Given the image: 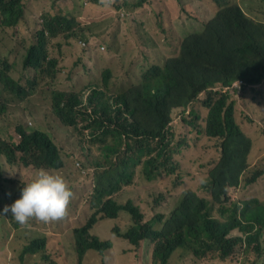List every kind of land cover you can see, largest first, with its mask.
Returning a JSON list of instances; mask_svg holds the SVG:
<instances>
[{"label": "trees", "instance_id": "1", "mask_svg": "<svg viewBox=\"0 0 264 264\" xmlns=\"http://www.w3.org/2000/svg\"><path fill=\"white\" fill-rule=\"evenodd\" d=\"M136 1L128 6L130 11L121 8V18L140 14L151 3L156 5L155 0ZM173 1L179 14L171 16L172 24L183 15L200 22L199 15L203 13L198 15L193 7L198 0ZM82 2L85 9L99 7L97 0L93 8L85 0ZM211 4L210 18L201 20L202 31L182 37L173 26L172 42L168 44L155 41L152 32L159 36L165 32L164 15L169 7L155 10V26L133 19L142 28L136 31L139 39L135 43L150 53H163L160 60L164 62L149 66L138 84L119 93L107 91L111 79L108 69L103 72V88L90 85L82 93L55 88L58 60L50 58L48 46L50 40L58 37H80V23L71 14L43 16L17 73L9 56L11 51L7 52L10 49L4 45L8 43L0 39V99H4L0 115L9 110L7 94L22 103L41 87L50 91L44 115L31 114L35 127L18 120L9 139H0V157L8 165L27 171L28 184L40 170L54 174L65 167L55 138L57 128L72 129L98 150L97 157L90 155L84 142L79 141L84 160L92 169L93 192L86 223L71 231L76 264H83L90 251L104 255L112 247L110 240H101L91 230L99 221L117 220L121 212L130 217L132 224L124 232L114 227L112 233L132 245L130 251L134 250V255L136 248L148 241L149 264H168L179 249L195 259L221 264H241L246 250L254 256L252 264L262 257L264 202L257 198L239 199L238 193L254 185L264 168H249L253 139L238 122L237 106L241 98L254 92L264 101V24L248 16L233 0H211ZM24 15L23 0H0V28H17ZM149 31L152 41L142 35ZM14 40L19 44V40ZM173 45L176 48L167 55L163 50ZM12 48L16 49V45ZM194 104L205 110L203 117ZM177 116L182 117L184 124L191 123L209 143L208 149H200L193 160L204 166L211 163L198 186L185 185V171L175 158L180 148L187 146L185 139L174 144L170 125ZM198 117L201 128L191 122ZM249 122L252 123L250 118ZM137 172L148 181L165 176L174 187L187 189L170 213L155 214L152 220H146L145 213L132 200H117L118 193L134 185ZM0 197H4L1 192ZM159 201L160 196L156 205ZM48 244V234H32V239L17 249L18 257L14 251L19 264H26L27 255L37 253L43 262L58 264L47 253Z\"/></svg>", "mask_w": 264, "mask_h": 264}, {"label": "rangeland", "instance_id": "2", "mask_svg": "<svg viewBox=\"0 0 264 264\" xmlns=\"http://www.w3.org/2000/svg\"><path fill=\"white\" fill-rule=\"evenodd\" d=\"M103 1L104 3L100 4L97 0L95 4L99 7L85 9L82 0H39L33 5H31V0H23L25 15L20 25L15 29L0 28V39H5L8 43L4 45L7 49H10L7 52L11 51L9 56L15 73L21 71V61H23L28 47L34 43L35 33L41 25L43 16L46 14H71L80 23L77 32L80 37L70 40L58 37L50 40L48 46L50 58L58 60L59 73L55 88L75 93H82L85 87L90 85H99L100 88H103V72L106 69L111 71L108 93H119L131 85L138 84L144 70L153 64L164 62L160 60L162 56H165L163 53H158L155 50L150 53L146 48L135 43L136 38L139 39L136 31H140L142 28L135 24L133 19L137 22L144 20L148 23V26H155V3H151L148 7V11L152 10L153 13H128L129 17L125 19L119 15L121 8L130 11L131 9L128 6L135 4L136 0ZM233 1L239 4L248 16L264 24V0ZM85 2H88L92 8L95 7L92 5L94 0H85ZM123 3L126 5L123 6ZM211 6V0H198L193 3L197 14L199 15V12L202 11L203 14L199 16L205 20L210 18ZM167 12L168 14L164 15L165 32H162L160 36L152 32L157 39L155 41L162 44L171 43L174 33L173 26L182 37L203 30L202 19L197 22L189 19L186 15H183L180 21L176 20L172 24L173 17L171 16L179 14L177 3L174 4L171 1ZM125 16H127L126 12ZM150 34L151 31H149V34L144 33L142 35L152 39ZM14 39L19 40V44H15ZM79 42L87 44L90 42V45L85 49L80 46ZM129 42H133L134 45L127 47ZM14 45H16V49L12 48ZM115 45L117 46L115 47ZM175 48L173 45L163 51L167 55H171ZM256 90L260 92L259 89ZM88 94L89 92H87ZM5 97L7 99L6 103H9L10 107L8 112L0 115V139L8 140L10 134L14 133V126L18 120L35 127V119L31 114L44 115V111L49 107L50 91L41 87L33 96L29 95L22 103L13 100L12 96L8 94ZM2 103H4V99H0V105ZM193 107L199 109L203 117L205 110L197 104H194ZM263 108L264 101L255 92L249 94L246 99L241 98L237 106L238 122L253 139L248 161L251 169L264 168ZM248 117L252 120V123L249 122ZM181 118V116H177L170 125V129L174 134V144H178L182 139H185L187 146L181 147L179 152L175 154V158L181 162L185 171L183 178L185 185L195 183V186H198L200 177L204 170L211 166V163L204 166L201 161L195 162L193 160L197 159V153L200 149H208L209 143L201 137L202 133L196 132V128L191 123L184 124ZM191 122L200 128L202 126L199 117L198 119L192 118ZM56 132V142L61 150L65 167L59 172L55 171L54 174L62 175L69 182V186L74 193L68 208V215L60 221L47 224L32 220L28 227L20 226L10 212L5 215L4 208L6 206L10 207L16 200L21 198L22 190L28 182L29 173L20 171L16 166L8 165L5 159L0 157V192L4 194V197H0V264H19L16 258V256L18 257L17 249L21 244H26L31 240L32 234H36L38 231L48 234L47 253L54 260H57L58 264H76L71 231L86 223L91 213L89 205L93 192L90 176V174L92 175V169L87 166L84 160L79 141L84 142L83 146L89 150L90 155L97 157L98 150L96 147L89 146L86 137L84 138L72 129L57 128ZM184 189L187 188L174 187L170 183V179L165 176L148 181L141 173L137 172L134 185L118 193L117 200L120 203H124L129 199L132 200L145 213L146 220H152L155 214L166 216L170 213ZM159 196L160 201L156 205ZM238 198H257L264 202V174L254 185L240 189ZM131 224L132 220L124 212L119 214L117 220L105 219L99 221L91 230V234L101 240H110L112 247L104 255L94 251L88 252L83 264H101V261L104 264H149L151 248L148 247V241L145 242L144 246L136 248L135 252L137 254L134 255L132 253L134 250L130 251L132 245L128 246L127 241L112 233L114 227H118L121 232H124ZM40 255V253L27 255L26 264H48L41 260ZM241 258V264H252L254 260V256L249 250H246ZM168 264L221 263L195 259L186 250L179 249L174 252ZM255 264H264V252Z\"/></svg>", "mask_w": 264, "mask_h": 264}, {"label": "clouds", "instance_id": "3", "mask_svg": "<svg viewBox=\"0 0 264 264\" xmlns=\"http://www.w3.org/2000/svg\"><path fill=\"white\" fill-rule=\"evenodd\" d=\"M79 44L86 49L90 42L88 44L79 42ZM73 196L69 182L62 175L40 170L37 177L24 186L21 198L10 207L6 206L3 212L5 215L10 212L22 227L30 226L32 220L45 224L52 223L68 215Z\"/></svg>", "mask_w": 264, "mask_h": 264}, {"label": "crops", "instance_id": "4", "mask_svg": "<svg viewBox=\"0 0 264 264\" xmlns=\"http://www.w3.org/2000/svg\"><path fill=\"white\" fill-rule=\"evenodd\" d=\"M38 1H39V0H31V5L35 4V3L38 2ZM171 1H172L174 4H176V1H173V0H171ZM171 1H170V0H155V2H156L155 10H156V11L159 10L158 8H159L160 6L169 7V6L171 5ZM148 7H149V5L145 8V10L143 9L142 11H143L144 13H148V12L153 13L152 10H149V11H148ZM165 12H167V10H166ZM149 14H150V13H149ZM146 33H148V32H146ZM129 46H132L131 42L128 43L127 47H129Z\"/></svg>", "mask_w": 264, "mask_h": 264}, {"label": "built area", "instance_id": "5", "mask_svg": "<svg viewBox=\"0 0 264 264\" xmlns=\"http://www.w3.org/2000/svg\"><path fill=\"white\" fill-rule=\"evenodd\" d=\"M121 16H124V14H121ZM82 46H85V44H82ZM101 50H103V48Z\"/></svg>", "mask_w": 264, "mask_h": 264}]
</instances>
